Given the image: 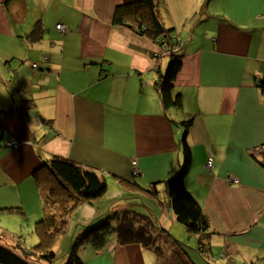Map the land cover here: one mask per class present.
<instances>
[{
    "label": "crops",
    "instance_id": "obj_1",
    "mask_svg": "<svg viewBox=\"0 0 264 264\" xmlns=\"http://www.w3.org/2000/svg\"><path fill=\"white\" fill-rule=\"evenodd\" d=\"M129 1L0 0V208H20L0 212L1 230L31 231L49 208L64 211L33 178L60 155L106 179L108 192L89 205L109 202L92 216L138 206L165 230L170 224L181 242L163 256L115 238L102 248L82 242L83 264H264V83L258 84L264 80V0H157L182 60L174 91L183 107L169 110L156 83L170 53L159 56L152 39L114 20L116 6ZM37 25L42 37L31 40ZM21 101L28 106L24 120ZM190 117L193 164L186 183L210 223L192 260L171 208L121 183L135 178L146 188L177 173L181 122ZM67 206L66 221L83 205ZM61 237L54 248H62Z\"/></svg>",
    "mask_w": 264,
    "mask_h": 264
},
{
    "label": "trees",
    "instance_id": "obj_2",
    "mask_svg": "<svg viewBox=\"0 0 264 264\" xmlns=\"http://www.w3.org/2000/svg\"><path fill=\"white\" fill-rule=\"evenodd\" d=\"M114 20L131 27L138 34L152 39L158 47L157 54L159 56L162 53H170L171 59L165 71L161 73L156 88L165 110L181 109L183 107L181 94L174 91V82L182 67L181 55L174 52L177 37L172 34L173 28H167L164 25L158 1L133 0L121 3L116 6ZM42 34L41 26L37 25L30 38L39 40ZM32 67L39 68L38 62L32 63ZM263 83L264 80H260L258 84L261 87ZM27 107V103L24 101L18 105L19 117L22 120L28 115ZM192 123V117L181 122V125L184 126V135L181 139L183 162L177 173L162 181L154 182L146 188H143L135 178L132 182L121 178V183L130 190L145 191L154 197L159 196L156 198L171 208L176 220L185 227L189 234L199 235L201 237L199 243H202L203 235L207 234L210 228L209 219L186 183L193 164V155L187 140V133ZM260 152L262 151H254L253 155ZM138 173L139 171L134 175ZM33 178L38 187L47 189L51 203H63L66 205L65 210L56 213L51 211L48 205L49 211L47 210L45 217L35 223V230L40 237L39 243L31 248L21 236L15 238L14 235L1 230L0 227V264H54L61 256L54 251V246L59 236L65 233L66 210L72 209L67 204L71 203L73 206L93 204L108 192L106 179L95 169L60 155H52L33 173ZM161 184H163L162 189L159 187ZM48 203L49 201H47ZM19 209L18 207H3L0 208V212H13ZM163 232H166L167 238L161 237ZM113 238L120 244L140 243L154 250L159 256L165 255L181 243L168 230H165L155 217L133 207L109 209L100 213L86 224L76 243L87 242L95 248H102ZM3 243H6L10 248ZM74 245L77 246V244ZM67 259L64 264H83L82 257L75 252H72L71 257L67 256ZM182 262L187 264V261Z\"/></svg>",
    "mask_w": 264,
    "mask_h": 264
},
{
    "label": "rangeland",
    "instance_id": "obj_3",
    "mask_svg": "<svg viewBox=\"0 0 264 264\" xmlns=\"http://www.w3.org/2000/svg\"><path fill=\"white\" fill-rule=\"evenodd\" d=\"M166 59H167V64H168V62L171 59L170 55H168ZM136 201L137 200H134L133 202L136 203ZM107 202H109V200L107 199V197H105L103 198V200H101V202H98V204H96L95 208H93L89 204H82L83 206H80V207L78 206L76 208L75 214L73 216L71 217H69L70 215L68 216L66 227H65V233L61 237V239H63L62 248L61 249H56L57 247L54 248V251H58L59 252L58 254H61V256L56 260V264L60 261H65L67 256L71 257L72 252L75 251V248L77 249L76 254H79L80 241L76 243V241H78L79 234L82 232V229H85L86 224L91 222L96 217V215L92 216L93 214L92 211H95L97 207L102 208L101 206L105 205ZM133 208L138 211L144 212V210L140 209V207L138 206L133 207ZM66 211L71 212V210H66ZM105 211L106 210H102L101 214ZM169 225L167 228L170 231ZM174 225H175L174 230L177 231L178 227H180V229L182 230L180 234L181 236H184L186 240L184 242L185 243L184 246L186 247V250H187L186 255L189 257L190 260H192L191 255H195L194 251H197L198 253V249H199V242H198L197 236L194 234H189L187 230L185 229V227L179 222H175ZM22 230H23L22 233L14 235L15 238H17L18 236H21V238L30 246V247L28 246L29 248L39 243V235L36 232L35 228L29 231V227L24 226ZM190 242H193L194 245H192ZM74 244H77V245L79 244V245L75 246ZM3 245H6L7 247H9L6 243H3Z\"/></svg>",
    "mask_w": 264,
    "mask_h": 264
},
{
    "label": "built area",
    "instance_id": "obj_4",
    "mask_svg": "<svg viewBox=\"0 0 264 264\" xmlns=\"http://www.w3.org/2000/svg\"><path fill=\"white\" fill-rule=\"evenodd\" d=\"M57 28L58 29H61V30H64V25L63 24H58L57 25ZM34 66H36V64H34ZM10 145H13V146H17V143L15 141H10L9 142ZM212 160L213 158L212 157H209L208 161H207V164H206V167L207 168H210L212 166ZM138 172V169H134V173H137Z\"/></svg>",
    "mask_w": 264,
    "mask_h": 264
},
{
    "label": "bare ground",
    "instance_id": "obj_5",
    "mask_svg": "<svg viewBox=\"0 0 264 264\" xmlns=\"http://www.w3.org/2000/svg\"><path fill=\"white\" fill-rule=\"evenodd\" d=\"M58 24H63V23H58ZM57 24V25H58ZM57 25H56V28H57ZM64 25V24H63ZM64 27H65V25H64ZM58 29V28H57ZM58 30H60V31H64V30H66V27L64 28V30H61V29H58Z\"/></svg>",
    "mask_w": 264,
    "mask_h": 264
}]
</instances>
